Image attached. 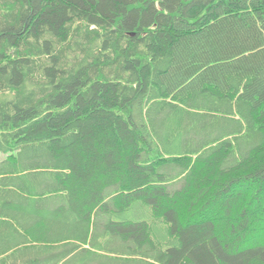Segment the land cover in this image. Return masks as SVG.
I'll list each match as a JSON object with an SVG mask.
<instances>
[{
    "label": "trees",
    "instance_id": "obj_1",
    "mask_svg": "<svg viewBox=\"0 0 264 264\" xmlns=\"http://www.w3.org/2000/svg\"><path fill=\"white\" fill-rule=\"evenodd\" d=\"M0 264H264V0H0Z\"/></svg>",
    "mask_w": 264,
    "mask_h": 264
}]
</instances>
